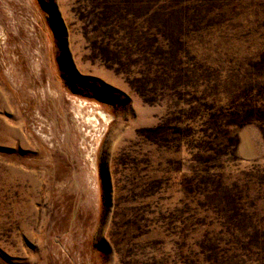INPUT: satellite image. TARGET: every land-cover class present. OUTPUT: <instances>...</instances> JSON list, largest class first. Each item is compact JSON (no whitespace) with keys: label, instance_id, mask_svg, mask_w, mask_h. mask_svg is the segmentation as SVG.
Listing matches in <instances>:
<instances>
[{"label":"rangeland","instance_id":"374dc122","mask_svg":"<svg viewBox=\"0 0 264 264\" xmlns=\"http://www.w3.org/2000/svg\"><path fill=\"white\" fill-rule=\"evenodd\" d=\"M0 264H264V0H0Z\"/></svg>","mask_w":264,"mask_h":264}]
</instances>
